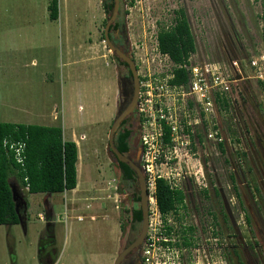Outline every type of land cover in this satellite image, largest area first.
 Wrapping results in <instances>:
<instances>
[{
	"label": "rangeland",
	"instance_id": "374dc122",
	"mask_svg": "<svg viewBox=\"0 0 264 264\" xmlns=\"http://www.w3.org/2000/svg\"><path fill=\"white\" fill-rule=\"evenodd\" d=\"M50 1L0 0V122L61 126L67 140L73 130L78 139L84 134L85 138L79 140L77 186L49 196L28 194L11 179L17 191L26 194V204L20 202L27 209L26 224L20 217L18 224H0V264H40L36 254L39 234L47 230L42 219L45 196L54 205L55 246L61 252L62 264H83L84 258L89 259L88 264H111L112 255L105 244H91L89 252L84 253L83 222L78 220L87 211L81 198L85 194L103 197L88 200L92 208L94 201H107V194L114 196L113 178L117 175L107 149L115 85L111 73L104 81L95 68L103 45L100 40L105 14L101 0H57L58 17L52 19ZM120 5L128 36L139 52L136 61L140 76L147 80L149 89L156 90L153 98L164 94L163 101L171 108L181 109L183 104L182 97L170 88L156 89L174 68L170 59L158 53L156 36L171 26L174 10L181 7L196 42L188 64L218 63L230 80L228 101L220 98L222 104L218 103L209 121L195 123L201 145L182 148L177 157L168 161L162 158L148 167L152 175L169 176L184 191L185 208L177 225L179 229L194 227L188 233L192 245L179 244L177 251L169 252L156 249L148 260L142 248L141 264H227V234L233 235L237 228L247 234L229 174L236 176V192L243 198L244 190L247 192L245 185L241 186L248 175L246 167H257L264 176L260 20L264 0H120ZM75 60L79 61L73 64ZM209 129L216 130L221 141L204 140L203 144V131ZM242 152L247 155L243 157ZM242 157L245 162L240 166L237 160ZM226 211L233 225L230 229ZM111 224L108 237L117 236L119 242L115 221ZM176 241L180 243L179 235ZM231 242H235L233 237ZM229 260L230 264H239L230 251Z\"/></svg>",
	"mask_w": 264,
	"mask_h": 264
},
{
	"label": "flooded vegetation",
	"instance_id": "af4514ba",
	"mask_svg": "<svg viewBox=\"0 0 264 264\" xmlns=\"http://www.w3.org/2000/svg\"><path fill=\"white\" fill-rule=\"evenodd\" d=\"M101 6L105 14L104 26L101 32L102 38L100 40L103 45L100 54L97 56L98 61L95 68L97 70L96 73H99V76H104L102 77L104 81L107 80V76L111 73L115 85L113 99L114 112L107 133V149L111 153L115 162L116 167L114 168L117 175L116 178H113L114 196L107 194L104 197L107 201H94L95 206L92 208L87 204V201L103 199V197L85 194L81 198L87 211L78 216V220L83 222L82 232L84 235L83 238L85 239L83 245L84 247L86 246L84 253L89 252L88 247L91 244L99 245L98 247L105 244L110 250V256L112 255L111 264H141L143 262V257H141L140 251L144 248L146 235L150 225V203L149 191L146 183V173L142 163L144 146L140 140L142 117L138 111V105L141 98L142 77L140 76L139 65L136 61V56L139 52L135 50L137 48L135 46V41H132L128 36V28L126 21L123 19V9L120 5V1L115 18L107 28L108 41L105 36V27L107 20L111 17L114 11V6L104 7L102 0ZM129 61L132 62L138 77L139 89L137 101L135 108H132L121 118L112 136L114 148L128 159V163L120 160L114 153L110 146L109 132L114 120L124 113L134 97L135 78ZM221 147L219 146L220 150L224 151ZM241 154H243V157H245L244 155H247L245 152H242ZM243 157L237 160V162H239L238 165L240 166L242 161L245 162ZM130 165L136 166L141 172L147 190V228L145 237L141 245L138 247L134 246V242L142 230V189L138 181V175ZM246 171L248 177L245 175V183L241 184V186L245 185L247 192L249 191V193L247 195V192L244 190V198L236 192V176L230 173L229 178L233 183V189L236 194L235 199L238 203V208L242 211V221L247 229L249 237L246 233H242L239 228H237V231H235L233 235L231 233L227 234V264H230L229 251L233 254L239 264H264V185L262 184V182H264V176L257 167H246ZM86 192L87 191H85V193ZM44 194L49 196L52 193ZM47 196L44 197L45 213L42 216V219L45 220L47 224L45 227L47 230L43 235L42 233L39 234L40 237L36 255L40 264H62L60 261L61 252L58 251V248L55 246V222L53 221L54 205L47 200ZM48 204L52 207L49 208ZM66 205L67 203H65V207ZM228 208L230 209L229 205ZM16 211L18 216L23 219L25 225L27 209L20 205ZM225 217L228 225L227 228L230 229L232 222L227 211L225 212ZM111 220L116 223V234L118 230L119 236L121 237L119 242L117 236L115 239H112V237H110V239L108 237L111 235L112 231ZM236 225L237 221H235V226ZM232 237L235 240L234 243L231 242ZM175 246L177 247V245ZM124 251H126V253L119 262H116L118 256ZM82 261L83 264L89 263L88 258H84Z\"/></svg>",
	"mask_w": 264,
	"mask_h": 264
},
{
	"label": "trees",
	"instance_id": "16d2710c",
	"mask_svg": "<svg viewBox=\"0 0 264 264\" xmlns=\"http://www.w3.org/2000/svg\"><path fill=\"white\" fill-rule=\"evenodd\" d=\"M102 4L104 7H111L113 0H102ZM48 8L50 18L56 19L58 17L57 0H51ZM174 13L173 23L168 29H161L158 32L157 40L160 52L167 53L177 65L173 69V78L169 80V83L180 85L188 81L186 66L190 54L195 52L196 42L185 9L178 8L174 10ZM260 20L264 51V9ZM259 82L263 85L262 81ZM217 102L222 104L220 98H217ZM168 132L169 129L165 127L166 139H168ZM4 140L25 143L24 159L21 163L16 161L14 153L3 144ZM219 146L221 147V143ZM77 160V145L74 141L64 140L61 126L0 122V224L19 222L16 210L20 206L16 208L12 198L13 180L26 189L28 194L61 193L71 190L77 185ZM154 196L166 224V232L169 234L172 227L167 224L165 216L179 208H185V194L181 189L172 188L164 179L158 178ZM176 219L178 220V217ZM193 230V226L178 229L176 234L179 233L180 243L176 241L172 244L192 245L188 233Z\"/></svg>",
	"mask_w": 264,
	"mask_h": 264
},
{
	"label": "built area",
	"instance_id": "2783aa9c",
	"mask_svg": "<svg viewBox=\"0 0 264 264\" xmlns=\"http://www.w3.org/2000/svg\"><path fill=\"white\" fill-rule=\"evenodd\" d=\"M156 43L158 53L170 59L167 53L160 52L157 36ZM171 62L174 64L172 60ZM234 64L236 65V62ZM251 64L255 65L256 62L252 61ZM176 66L174 64V68ZM186 68L189 75L187 83L180 85L170 84L169 80L173 78L172 69L168 79L156 87V89L165 90L170 88L180 95L182 97L181 103H183L181 109L173 106L172 108L171 106L167 107L162 98L164 94H161V98H153L152 92L155 89L152 87L149 89L150 85L147 80H141V98L138 105V111L142 117L140 140L144 146V156H146L143 167H145L146 183L149 191L150 217H155L153 219L150 218V225L144 244L143 256H145L146 260L153 255L156 249L163 250V252L177 251V247L172 243L176 242V236L179 235V233L176 234V231L180 227L177 223L181 222L180 212L182 211L179 208L177 211H172L165 216L167 224L172 227L171 232L168 234L166 232V224L154 196L156 179H164L172 188L181 190L182 188L173 182L169 176L157 173L152 175L148 167L153 166V163L156 164L162 158L168 161L170 160L168 158L177 157V151L182 148L189 146L194 148L195 145H201L200 137H198L195 129V123L196 125H203L204 120L206 122L209 121V116L215 113L219 103L217 98L227 99L228 101V94L230 93L228 72L220 64L212 62L189 63ZM150 78L151 76L148 77V80ZM158 79L155 78L154 80L158 81ZM165 127L169 129L168 139H166ZM84 138L85 135L81 134L80 139ZM204 140L218 142L221 141V138H218L216 130L209 129L208 132L203 131V144ZM3 144L7 145L14 153V158L17 162L21 163L23 161L25 149L23 141L4 140ZM149 154L153 155L151 159L147 158ZM177 217H179V221L176 219ZM173 218L174 220L172 221Z\"/></svg>",
	"mask_w": 264,
	"mask_h": 264
},
{
	"label": "water",
	"instance_id": "95a60500",
	"mask_svg": "<svg viewBox=\"0 0 264 264\" xmlns=\"http://www.w3.org/2000/svg\"><path fill=\"white\" fill-rule=\"evenodd\" d=\"M119 1L120 0H113V6H114V11L111 15V17L107 20L106 22V27H105V36L107 38V41H108V35H107V28L109 26V24L114 20L115 18V15H116V12H117V9H118V5H119ZM190 24V23H189ZM128 61V60H127ZM130 64H131V67H132V71H133V75H134V78H135V90H134V97H133V100L132 102L130 103V105L128 106V108L124 111V113H122L119 117H117L114 122H113V125L111 127V130L109 132V141H110V146L111 148L113 149L114 153L118 156V158L122 161H125V162H128V159L126 157H124L117 149L114 148L113 146V143H112V136H113V132L115 131L119 121L121 120V118L127 113L129 112L132 108H135V104H136V101H137V95H138V89H139V86H138V77H137V73H136V70L132 64L131 61H129ZM216 111H217V108H216ZM137 173L138 175V181H139V184H140V187H141V204H142V230H141V233L139 234V236L137 237L136 241L134 242V246H140L144 237H145V232H146V228H147V218H148V211H147V190H146V186H145V181H144V178L142 177L141 175V172L136 168V166H133V165H130ZM11 191H12V198H13V201L15 202V207L17 208V206L21 205L20 202H23L24 204L25 203V195L26 194H23L21 195L19 193V191H17V187L16 186H13L11 185ZM127 251V250H126ZM126 251L122 252L116 262H119V260L123 257V255L126 253Z\"/></svg>",
	"mask_w": 264,
	"mask_h": 264
},
{
	"label": "crops",
	"instance_id": "0c3cea01",
	"mask_svg": "<svg viewBox=\"0 0 264 264\" xmlns=\"http://www.w3.org/2000/svg\"><path fill=\"white\" fill-rule=\"evenodd\" d=\"M79 61V60H78ZM77 60H75V61H73L72 63L73 64H75V63H77L78 62ZM68 64H69V62H68ZM80 106V105H79ZM78 106V107H79ZM57 109H58V107H56L55 108V110H54V117H55V115H56V113H57ZM63 129V128H62ZM82 134V133H81ZM63 138H64V140H67L66 139V137L64 136V131H63ZM69 140H71V141H74L75 143H76V145H77V148L79 149V140H81L80 138L78 139L77 138V136H76V133L74 132V130L73 131H71V138L69 139ZM83 140V139H82ZM77 168V167H76ZM77 186V185H76ZM26 189H24V191H25ZM25 194V193H24ZM22 195H23V193H22Z\"/></svg>",
	"mask_w": 264,
	"mask_h": 264
}]
</instances>
